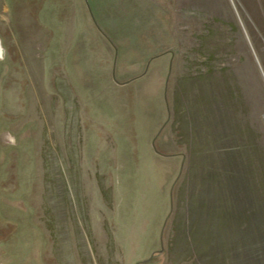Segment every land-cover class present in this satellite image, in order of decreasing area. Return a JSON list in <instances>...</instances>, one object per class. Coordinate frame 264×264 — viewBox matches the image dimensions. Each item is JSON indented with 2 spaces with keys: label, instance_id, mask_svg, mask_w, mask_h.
Returning a JSON list of instances; mask_svg holds the SVG:
<instances>
[{
  "label": "rangeland",
  "instance_id": "obj_1",
  "mask_svg": "<svg viewBox=\"0 0 264 264\" xmlns=\"http://www.w3.org/2000/svg\"><path fill=\"white\" fill-rule=\"evenodd\" d=\"M263 173L264 0H0V264H264Z\"/></svg>",
  "mask_w": 264,
  "mask_h": 264
},
{
  "label": "trees",
  "instance_id": "obj_2",
  "mask_svg": "<svg viewBox=\"0 0 264 264\" xmlns=\"http://www.w3.org/2000/svg\"><path fill=\"white\" fill-rule=\"evenodd\" d=\"M263 175H264V173H263ZM262 182H264V181L262 180Z\"/></svg>",
  "mask_w": 264,
  "mask_h": 264
},
{
  "label": "water",
  "instance_id": "obj_3",
  "mask_svg": "<svg viewBox=\"0 0 264 264\" xmlns=\"http://www.w3.org/2000/svg\"><path fill=\"white\" fill-rule=\"evenodd\" d=\"M159 251H161V250H159Z\"/></svg>",
  "mask_w": 264,
  "mask_h": 264
}]
</instances>
